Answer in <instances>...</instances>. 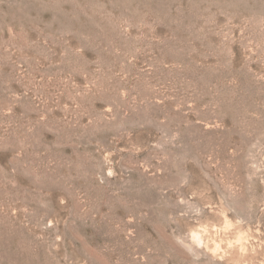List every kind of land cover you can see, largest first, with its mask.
<instances>
[{
    "label": "rangeland",
    "instance_id": "obj_1",
    "mask_svg": "<svg viewBox=\"0 0 264 264\" xmlns=\"http://www.w3.org/2000/svg\"><path fill=\"white\" fill-rule=\"evenodd\" d=\"M0 264H264V0H0Z\"/></svg>",
    "mask_w": 264,
    "mask_h": 264
},
{
    "label": "clouds",
    "instance_id": "obj_2",
    "mask_svg": "<svg viewBox=\"0 0 264 264\" xmlns=\"http://www.w3.org/2000/svg\"><path fill=\"white\" fill-rule=\"evenodd\" d=\"M193 240L195 241V242H199V237H197L195 234L193 235Z\"/></svg>",
    "mask_w": 264,
    "mask_h": 264
}]
</instances>
